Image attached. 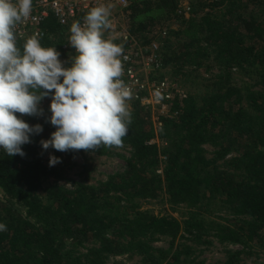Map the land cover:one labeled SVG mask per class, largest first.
I'll return each mask as SVG.
<instances>
[{
  "label": "trees",
  "instance_id": "1",
  "mask_svg": "<svg viewBox=\"0 0 264 264\" xmlns=\"http://www.w3.org/2000/svg\"><path fill=\"white\" fill-rule=\"evenodd\" d=\"M179 2L130 0L127 27L139 40L161 41V77L195 84L199 92L174 100L177 114L161 117L158 129L148 109L127 101L131 123L122 145L131 154L123 171L95 184L46 185L60 170L44 157L51 153L65 164L73 150L41 147L55 131L46 119L50 96L40 102L45 121L17 113L43 131L22 146L23 157L0 151V222L6 225L0 264H106L124 254L140 257V264H176L187 247L153 243L161 237L174 243L181 232L211 231L243 246L223 264H246L244 255L264 250V0H188L187 12ZM68 29L50 18L38 38L43 47H56L65 67L76 54L62 49ZM26 39L16 41L21 51ZM113 147L76 151L118 155ZM154 199L186 207L188 217L181 222L143 206ZM212 208L234 218L210 221L204 212Z\"/></svg>",
  "mask_w": 264,
  "mask_h": 264
},
{
  "label": "clouds",
  "instance_id": "2",
  "mask_svg": "<svg viewBox=\"0 0 264 264\" xmlns=\"http://www.w3.org/2000/svg\"><path fill=\"white\" fill-rule=\"evenodd\" d=\"M110 7H92L82 25L71 24L68 43L76 54L65 67L56 47H43L36 36L24 41L22 51L16 45L15 26L29 17L32 0H0V151L25 155L22 146L43 128L17 113L43 115L40 102L49 96L46 119L55 131L40 141L42 149L67 152L122 144L131 123L130 91L120 78L123 47L104 38L111 27ZM60 162L49 156L50 167ZM5 228L0 222V231Z\"/></svg>",
  "mask_w": 264,
  "mask_h": 264
},
{
  "label": "built area",
  "instance_id": "3",
  "mask_svg": "<svg viewBox=\"0 0 264 264\" xmlns=\"http://www.w3.org/2000/svg\"><path fill=\"white\" fill-rule=\"evenodd\" d=\"M100 4L111 5V27L105 30L104 38L123 47L120 78L130 91L127 101L137 100L148 109L158 129L162 125L161 117H173L177 114L176 110H172V102L181 99L185 93L176 81L160 76L163 71L160 44L155 39L148 42L139 40L124 24V14L130 13V0H32L29 17L15 26L16 41L31 36H45V25L50 18L69 28L74 22L82 25L86 13ZM185 10L188 11L189 7ZM69 36L68 29L62 49L75 52L68 43Z\"/></svg>",
  "mask_w": 264,
  "mask_h": 264
},
{
  "label": "rangeland",
  "instance_id": "4",
  "mask_svg": "<svg viewBox=\"0 0 264 264\" xmlns=\"http://www.w3.org/2000/svg\"><path fill=\"white\" fill-rule=\"evenodd\" d=\"M188 5V0H180L179 9H185ZM122 11V10H121ZM120 12V11H119ZM187 12V11H186ZM127 14V13H126ZM123 22L128 26V16L124 14ZM145 35L151 36L153 32L146 31ZM158 34H156L157 36ZM155 40L161 45V41L158 38ZM161 47V46H160ZM167 70V68H166ZM164 71V68H163ZM166 78L176 81L184 93L188 91L199 92L197 86L191 83H183L177 79H171L169 74H166ZM46 113L43 110V115H40L42 121H45ZM159 142V140H157ZM210 151L211 148L208 146ZM113 150L118 155H96L94 153H85L88 156V163L91 171L85 172L83 170L84 161L86 159L85 154L79 151H73L71 155L67 156L65 164L58 163L55 166L60 170L59 177H50L45 181L46 185L58 183L67 187L75 186L78 181H86L91 184H95L100 180L107 179L110 175L123 171L126 168V158L131 154V148L125 145L115 146ZM49 153L44 157V162L48 164ZM66 155V154H65ZM65 157V156H64ZM161 169V166L159 168ZM159 170H157L159 172ZM1 193V192H0ZM1 196V195H0ZM145 208L152 209L155 213H167L178 218L181 222L188 217V209L184 206L171 207L167 202L162 199L147 200L143 203ZM213 209V208H212ZM205 217L210 221H222L227 223V219L234 218L231 213L224 208L213 209L204 212ZM155 247L173 250L177 247L186 248V252L182 253L181 260L176 264H223L229 253L240 250L243 248L240 244H233L229 242H222L217 239L211 231L202 234H188L181 232L172 243L170 238H159L154 243ZM243 262L246 264H259L264 262V250L260 248L252 249L247 255L243 256ZM106 264H140V257L134 258L128 257V255H116L111 256L106 260ZM163 264H166L163 263Z\"/></svg>",
  "mask_w": 264,
  "mask_h": 264
}]
</instances>
